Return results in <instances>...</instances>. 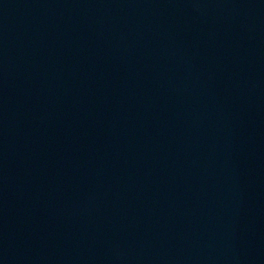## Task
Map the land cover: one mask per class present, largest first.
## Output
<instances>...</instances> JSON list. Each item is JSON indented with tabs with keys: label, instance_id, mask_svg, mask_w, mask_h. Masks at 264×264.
Returning <instances> with one entry per match:
<instances>
[{
	"label": "water",
	"instance_id": "95a60500",
	"mask_svg": "<svg viewBox=\"0 0 264 264\" xmlns=\"http://www.w3.org/2000/svg\"><path fill=\"white\" fill-rule=\"evenodd\" d=\"M0 264H264V0H0Z\"/></svg>",
	"mask_w": 264,
	"mask_h": 264
}]
</instances>
